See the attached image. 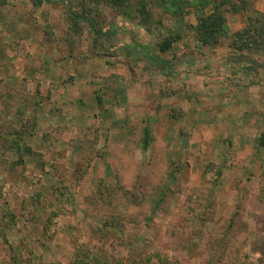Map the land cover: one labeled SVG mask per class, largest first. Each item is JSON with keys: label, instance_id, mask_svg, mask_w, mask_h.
I'll return each instance as SVG.
<instances>
[{"label": "rangeland", "instance_id": "rangeland-1", "mask_svg": "<svg viewBox=\"0 0 264 264\" xmlns=\"http://www.w3.org/2000/svg\"><path fill=\"white\" fill-rule=\"evenodd\" d=\"M36 1L0 0V264H264V47H231L264 0L214 48L193 8Z\"/></svg>", "mask_w": 264, "mask_h": 264}, {"label": "trees", "instance_id": "trees-1", "mask_svg": "<svg viewBox=\"0 0 264 264\" xmlns=\"http://www.w3.org/2000/svg\"><path fill=\"white\" fill-rule=\"evenodd\" d=\"M86 4H101L106 3L121 12L124 16H129L126 12L131 0H83ZM134 1V0H133ZM243 1V0H241ZM229 4V9L233 12L239 10V6L232 3L230 0H220L219 2H210L208 0H136L134 3V16L137 17V24L143 28L148 27L152 22L153 14L151 8H155L157 11H161L165 15L171 16L174 20L181 21L184 12L193 8L199 12L200 15L197 18L195 26H190L189 29L194 31L197 42L203 48H214L220 44V40L228 32V27L225 19L226 5ZM42 0H37L35 5H41ZM211 6L209 13H205V9ZM69 17L73 21L74 25H78V22L86 23L92 33L96 36H100L101 32L96 29V25L93 19H88L84 12L74 13L69 11ZM231 41V47L238 53L245 55L248 59H253L255 54L261 53L264 47V15L256 18L255 20H249L248 25L241 31L233 34ZM180 37L176 34H169L167 38L158 43L157 49L161 54H165L171 51L173 44L179 41ZM151 61L161 64L169 69L168 63L159 59L157 56L147 53ZM254 60H251V62ZM251 62H249L251 64ZM260 144L264 148V137L260 139Z\"/></svg>", "mask_w": 264, "mask_h": 264}, {"label": "crops", "instance_id": "crops-1", "mask_svg": "<svg viewBox=\"0 0 264 264\" xmlns=\"http://www.w3.org/2000/svg\"><path fill=\"white\" fill-rule=\"evenodd\" d=\"M251 2H254V0H251ZM261 7V8H260ZM253 9L251 11H247L246 14L248 15V19L252 20V19H256L257 17H260L261 15H264V4H262V6H258L252 7ZM253 13V15H251ZM248 24V23H247ZM148 134H146L147 137Z\"/></svg>", "mask_w": 264, "mask_h": 264}]
</instances>
